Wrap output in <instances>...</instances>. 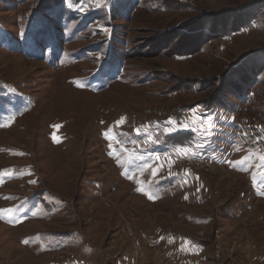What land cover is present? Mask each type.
Returning <instances> with one entry per match:
<instances>
[{
  "label": "rangeland",
  "instance_id": "374dc122",
  "mask_svg": "<svg viewBox=\"0 0 264 264\" xmlns=\"http://www.w3.org/2000/svg\"><path fill=\"white\" fill-rule=\"evenodd\" d=\"M262 157L264 0H0V264H264Z\"/></svg>",
  "mask_w": 264,
  "mask_h": 264
},
{
  "label": "trees",
  "instance_id": "16d2710c",
  "mask_svg": "<svg viewBox=\"0 0 264 264\" xmlns=\"http://www.w3.org/2000/svg\"><path fill=\"white\" fill-rule=\"evenodd\" d=\"M182 137H183V134H181V133H177V134L174 135V136H169V137L167 138V142H168L169 144L184 142V141L182 140Z\"/></svg>",
  "mask_w": 264,
  "mask_h": 264
},
{
  "label": "crops",
  "instance_id": "0c3cea01",
  "mask_svg": "<svg viewBox=\"0 0 264 264\" xmlns=\"http://www.w3.org/2000/svg\"><path fill=\"white\" fill-rule=\"evenodd\" d=\"M163 167L165 168V164L163 165ZM158 196H160V195H158ZM152 197H153V198H154V197H157V195H154V196H152Z\"/></svg>",
  "mask_w": 264,
  "mask_h": 264
},
{
  "label": "snow or ice",
  "instance_id": "6c2138e0",
  "mask_svg": "<svg viewBox=\"0 0 264 264\" xmlns=\"http://www.w3.org/2000/svg\"><path fill=\"white\" fill-rule=\"evenodd\" d=\"M262 158H264V157H262Z\"/></svg>",
  "mask_w": 264,
  "mask_h": 264
},
{
  "label": "bare ground",
  "instance_id": "6f19581e",
  "mask_svg": "<svg viewBox=\"0 0 264 264\" xmlns=\"http://www.w3.org/2000/svg\"><path fill=\"white\" fill-rule=\"evenodd\" d=\"M161 145V144H160Z\"/></svg>",
  "mask_w": 264,
  "mask_h": 264
}]
</instances>
